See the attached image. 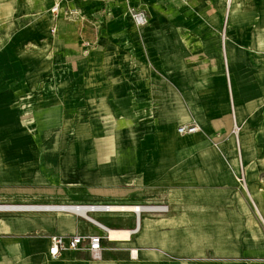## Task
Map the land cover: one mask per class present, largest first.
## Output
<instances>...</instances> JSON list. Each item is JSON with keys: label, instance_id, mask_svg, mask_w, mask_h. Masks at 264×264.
I'll list each match as a JSON object with an SVG mask.
<instances>
[{"label": "crops", "instance_id": "obj_1", "mask_svg": "<svg viewBox=\"0 0 264 264\" xmlns=\"http://www.w3.org/2000/svg\"><path fill=\"white\" fill-rule=\"evenodd\" d=\"M109 1L118 13L92 12L105 27L96 47L65 31L55 47H17L0 27V206L30 207L0 209V264H264V0ZM238 18L249 47L235 44ZM239 113L250 123L240 157ZM191 123L201 131L179 133ZM156 206L167 211L112 209ZM55 235L105 236L101 258L82 248L53 259Z\"/></svg>", "mask_w": 264, "mask_h": 264}, {"label": "rangeland", "instance_id": "obj_2", "mask_svg": "<svg viewBox=\"0 0 264 264\" xmlns=\"http://www.w3.org/2000/svg\"><path fill=\"white\" fill-rule=\"evenodd\" d=\"M0 1L5 5L4 7L0 3V13H2L4 18L6 17L0 20L2 31L4 29L7 31L4 34V38L6 40L9 34H13L16 30L18 34L17 47H55V39L61 36L63 31H65V34L75 37L79 41L80 46L96 47L99 39L105 36V27L102 19L95 20L92 17V12L100 7L108 8L112 13L119 12L118 3H112L109 0H66L59 18H55L49 12L50 2L48 0ZM134 8L141 12L145 11L141 6H134ZM58 20L61 21V24H59L60 27L56 32V22ZM248 22L250 21H243L241 18L235 20L237 35L234 38L237 40H235V44L239 45V47H249V36L246 37L247 41L245 42L244 37L241 35L243 33L242 28L246 27L247 33L249 32ZM225 23V19H222V27L219 31L222 47H224V40L226 41L230 38L229 34L231 32V22H229L225 39ZM254 24V28L258 27V47H264V19H258L254 21ZM262 128L263 125L258 127L259 130L256 133L257 141H260V135H263L262 131H260ZM258 156H260L259 153ZM259 181L264 185V176L260 177Z\"/></svg>", "mask_w": 264, "mask_h": 264}, {"label": "built area", "instance_id": "obj_3", "mask_svg": "<svg viewBox=\"0 0 264 264\" xmlns=\"http://www.w3.org/2000/svg\"><path fill=\"white\" fill-rule=\"evenodd\" d=\"M64 0H53L54 5L52 8V13L55 15H59L61 8H62V2ZM186 1V0H183ZM126 11L129 13L131 16L134 24L137 27H144L148 24L149 19L148 16L136 8L128 5L126 6ZM238 127H235L236 132ZM179 133L182 135H189V134H194L199 131H201V128L199 127L198 124L196 123H191L189 125H184L179 127L178 129ZM234 132L236 135L237 133ZM237 151L239 154V157L241 155V149H240V144L238 142L237 144ZM238 181L241 186L246 188L247 186V180H246V175L244 171V167L242 164V161L240 159V172L238 175ZM30 207H25V206H7V208H3L5 210H23V209H29ZM65 208V207H63ZM73 210H76L78 212L84 211L86 209H91V210H97V209H103V210H110V207L108 206H72L71 207ZM142 209L145 210H152V211H167V206H156V207H137L135 210L137 213H139ZM105 238V236L102 235H89V236H82V235H73L71 237H65V236H60V235H55L51 237V246L49 248V255L53 259H58L62 256V253L67 252V251H77L82 248H87L88 251H90L91 256L94 260H98L101 258V243L102 240ZM107 238V237H106Z\"/></svg>", "mask_w": 264, "mask_h": 264}, {"label": "bare ground", "instance_id": "obj_4", "mask_svg": "<svg viewBox=\"0 0 264 264\" xmlns=\"http://www.w3.org/2000/svg\"><path fill=\"white\" fill-rule=\"evenodd\" d=\"M233 3H235V0H227L228 5L229 4L232 5ZM227 42H226V46L227 45L230 46V42H228V43ZM229 73H231L230 69H229ZM233 78H234V82H235L234 88H236L237 86H240L241 90L243 91V94L246 97H249L252 94V92H250V89L246 85L245 77H239L234 72ZM229 118H231V120H232V131H231L233 133L232 137L234 138V140H236L237 144L239 142L241 148L245 149L244 151H245V153H247L248 152L247 149H248V145H249V137L247 134H248V126H250V123H249V121L247 122L246 115L239 113V116H236V115L234 116L232 114ZM235 127H238V129H237V131H239L238 133L236 132ZM234 132H236L237 135ZM3 208H7V206H0V209H3ZM112 209L113 210H115V209H117V210H121V209L136 210L137 207H134V208L133 207H123V208H114L113 207ZM110 237L112 239L120 238V237H123V234L116 232V231H111Z\"/></svg>", "mask_w": 264, "mask_h": 264}]
</instances>
